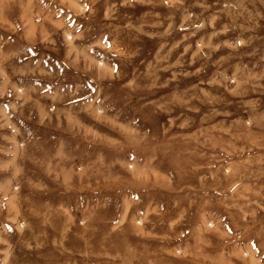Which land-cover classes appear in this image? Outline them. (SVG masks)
<instances>
[{
  "label": "rangeland",
  "instance_id": "1",
  "mask_svg": "<svg viewBox=\"0 0 264 264\" xmlns=\"http://www.w3.org/2000/svg\"><path fill=\"white\" fill-rule=\"evenodd\" d=\"M0 264H264V0H0Z\"/></svg>",
  "mask_w": 264,
  "mask_h": 264
}]
</instances>
